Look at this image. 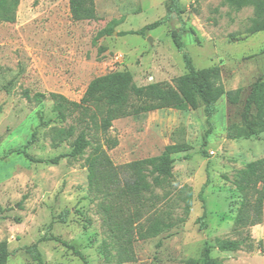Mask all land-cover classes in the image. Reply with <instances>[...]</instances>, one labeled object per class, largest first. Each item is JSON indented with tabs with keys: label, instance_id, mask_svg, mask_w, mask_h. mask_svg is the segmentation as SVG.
Instances as JSON below:
<instances>
[{
	"label": "rangeland",
	"instance_id": "1",
	"mask_svg": "<svg viewBox=\"0 0 264 264\" xmlns=\"http://www.w3.org/2000/svg\"><path fill=\"white\" fill-rule=\"evenodd\" d=\"M168 1L96 0L97 17L80 20L72 15L69 0H19L16 20L0 21V243H7V264H38L26 250L35 244L45 264H84L62 241L79 249L89 264H189L201 258L205 242L224 264H264V219L247 228L235 226L243 195L233 184L237 170L264 157V131L248 136L243 117L253 84L264 78V31H250L252 6L237 9L224 0H180V17L175 14L145 36L118 35L164 18ZM113 20L115 33L98 38ZM182 20L187 30H195L182 35L185 51L198 69L219 67L225 94L210 119L206 144L210 127L202 106L119 118L100 136L119 168L159 155L169 144L189 146L173 154L172 186L155 188L153 195L129 203L142 211L144 225L157 214L171 216L175 225L135 241L134 260L121 261L105 226L103 201L89 186L86 158L92 148L71 157L70 141L53 145L51 129L77 125L78 119L77 114L59 117L48 94L78 102L94 78L114 71L131 72L138 85L172 82L187 72L172 37ZM38 92L47 95L41 103L33 99ZM252 112L256 115V109ZM35 131L36 141L27 151L40 159L58 157L57 163L32 162L16 151ZM107 137L117 145L109 147ZM201 149L208 156H202ZM184 186L192 190L187 216L180 196ZM203 187L205 229L197 221L203 214ZM66 209L70 213L63 222L60 215ZM248 234L255 245L251 252H221L215 246L217 239Z\"/></svg>",
	"mask_w": 264,
	"mask_h": 264
},
{
	"label": "trees",
	"instance_id": "2",
	"mask_svg": "<svg viewBox=\"0 0 264 264\" xmlns=\"http://www.w3.org/2000/svg\"><path fill=\"white\" fill-rule=\"evenodd\" d=\"M227 4L241 9L246 6L254 8V18L250 31L252 33L264 31V0H224ZM19 0H0V21L14 22ZM70 11L76 19H95L97 17L96 0H69ZM183 13L180 0H169L166 16L145 25L140 29L119 31V36L136 34L145 36L148 30L159 27L171 20L176 14ZM181 29L173 31L172 37L177 49L182 52L187 72L175 78L172 82H152L138 85L129 71H114L94 78L80 99L72 101L65 95L50 92L53 100V109L59 117L66 120L77 114V125L68 127H53L51 129L54 146L64 141H70L71 157H77L92 148L91 154L86 158L88 167L89 186L92 191L101 197V210L104 215L105 226L109 229L121 261L134 260V242L159 235L162 231L172 228L176 220L171 216L157 214L144 225L141 222L142 211L132 209L129 203L142 198L146 193H153L155 188L173 185L174 162L173 154L187 151L189 146L185 143L169 144L164 151L156 156L147 157L125 164L121 168L115 166L100 142V136L106 135L112 127L114 120L123 117H140L149 112L161 109H175L179 111L196 110L203 107L209 130L205 133L204 143L210 133V119L217 111V102L225 94L220 82L218 66L198 69L191 55L185 51L182 35L185 31L195 33L193 28L187 30L182 20ZM116 20L111 21L98 32L97 37L110 36L115 33ZM47 97L45 93L38 92L33 99L41 103ZM231 99L234 100V98ZM256 109V115H253ZM244 122L246 134L254 135L264 131V78L256 81L248 96ZM77 129H79L77 131ZM36 131L22 149L16 150L32 162H58V157L52 160L40 159L32 156L28 147L36 141ZM109 147L117 145V140L107 137ZM202 156H208L205 149H201ZM188 157L187 155L185 156ZM189 158V157H188ZM122 172V173H121ZM123 175V176H122ZM233 184L243 195L241 204L234 219L238 228H247L264 219V157L250 161L236 171ZM204 187L199 193L203 204V214L197 219L201 229L207 227V204L204 197ZM153 195V194H152ZM180 196L185 206L186 216L192 209V190L184 186ZM0 207V211H1ZM70 211L64 210L60 218L66 222ZM180 218L179 221H184ZM250 240V242H248ZM62 243L73 250L84 264H89L85 255L75 246L65 241ZM216 248L221 252H235L246 249L251 252L255 245L248 234L243 239H217ZM262 247V242L258 243ZM27 252L38 264H45L38 245L28 246ZM212 246L205 242L203 254L200 259L190 260L189 264H224L219 258L212 256ZM10 255L7 243H0V264H7Z\"/></svg>",
	"mask_w": 264,
	"mask_h": 264
},
{
	"label": "built area",
	"instance_id": "3",
	"mask_svg": "<svg viewBox=\"0 0 264 264\" xmlns=\"http://www.w3.org/2000/svg\"><path fill=\"white\" fill-rule=\"evenodd\" d=\"M211 153H213V152H211Z\"/></svg>",
	"mask_w": 264,
	"mask_h": 264
}]
</instances>
